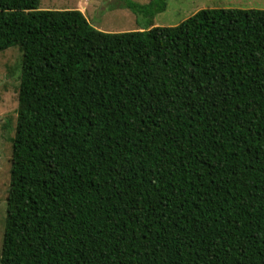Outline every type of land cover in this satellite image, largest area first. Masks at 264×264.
Instances as JSON below:
<instances>
[{
  "label": "trees",
  "instance_id": "1",
  "mask_svg": "<svg viewBox=\"0 0 264 264\" xmlns=\"http://www.w3.org/2000/svg\"><path fill=\"white\" fill-rule=\"evenodd\" d=\"M39 2L0 0L22 54L0 264H264V9L112 33Z\"/></svg>",
  "mask_w": 264,
  "mask_h": 264
},
{
  "label": "rangeland",
  "instance_id": "2",
  "mask_svg": "<svg viewBox=\"0 0 264 264\" xmlns=\"http://www.w3.org/2000/svg\"><path fill=\"white\" fill-rule=\"evenodd\" d=\"M149 0H40V9H79L88 22L105 32H122L145 28L150 23L173 26L199 9L242 8L264 9V0H166V8L154 13L152 18L137 14L126 3L139 5ZM20 45L0 51V250L4 229L6 192L9 184L11 155L10 138L14 134L18 85L20 77Z\"/></svg>",
  "mask_w": 264,
  "mask_h": 264
},
{
  "label": "crops",
  "instance_id": "3",
  "mask_svg": "<svg viewBox=\"0 0 264 264\" xmlns=\"http://www.w3.org/2000/svg\"><path fill=\"white\" fill-rule=\"evenodd\" d=\"M79 10L83 13L84 8L83 7H80Z\"/></svg>",
  "mask_w": 264,
  "mask_h": 264
}]
</instances>
